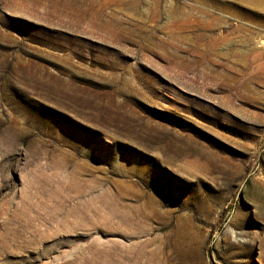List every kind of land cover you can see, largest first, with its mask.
<instances>
[{
	"label": "rangeland",
	"instance_id": "rangeland-1",
	"mask_svg": "<svg viewBox=\"0 0 264 264\" xmlns=\"http://www.w3.org/2000/svg\"><path fill=\"white\" fill-rule=\"evenodd\" d=\"M157 257L264 264V0H0V264Z\"/></svg>",
	"mask_w": 264,
	"mask_h": 264
},
{
	"label": "bare ground",
	"instance_id": "bare-ground-1",
	"mask_svg": "<svg viewBox=\"0 0 264 264\" xmlns=\"http://www.w3.org/2000/svg\"><path fill=\"white\" fill-rule=\"evenodd\" d=\"M90 7V6H89ZM98 20V19H97ZM150 261V260H148ZM153 261H155L154 263L156 264H165V262H163V259H160L159 257L155 258V260L153 259ZM147 262V261H146ZM139 264V263H138ZM143 264V263H142Z\"/></svg>",
	"mask_w": 264,
	"mask_h": 264
}]
</instances>
